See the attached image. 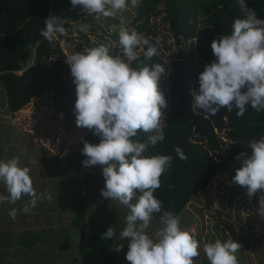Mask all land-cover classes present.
<instances>
[{"label":"clouds","instance_id":"obj_1","mask_svg":"<svg viewBox=\"0 0 264 264\" xmlns=\"http://www.w3.org/2000/svg\"><path fill=\"white\" fill-rule=\"evenodd\" d=\"M240 15L233 18L231 29L211 41L215 59L203 66L198 74V89H191L193 113L215 116L221 107L235 110L242 116L247 107L264 112V19L258 18L247 0H234ZM72 7L95 21L116 17L137 6L138 0H70ZM77 20L72 27L87 32L89 25ZM66 32L65 21L49 15L39 29V35L52 42ZM122 52L113 55L111 42L86 46L66 56L72 83L75 85L73 112L77 127L87 128L100 137L98 143L83 140L81 153L85 167L101 166L104 187L101 195L127 206L121 239L128 237L125 259L130 264H194L201 242L187 228L181 217L171 209H162V201L154 195L160 187L161 175L171 166L168 154H148L150 147L165 139L162 109L167 100L160 88L165 68L161 63H145L157 54L156 44L135 29L123 26L118 31ZM158 43V42H157ZM146 46V47H145ZM143 48L144 60H137V49ZM137 61L133 67L131 62ZM61 118L63 113L60 114ZM144 133L139 139V133ZM83 139V138H82ZM246 145L251 154L240 152L235 159L241 166L235 169L232 181L246 187L251 198L258 195L260 217H264V135L250 139ZM178 158L187 159L185 152L174 147ZM34 163V161H33ZM0 184L6 195L0 193V203L15 204L22 196L29 199L20 209L29 212L39 200H51L47 192L37 193L33 187L30 168L22 165L18 156L0 159ZM159 213L160 227L152 234L149 228L153 214ZM9 216L16 219L17 209ZM113 226L101 233L111 239ZM122 247V245H121ZM121 247L116 248L117 251ZM240 244L231 236L203 242L202 251L209 264H238L236 252Z\"/></svg>","mask_w":264,"mask_h":264},{"label":"trees","instance_id":"obj_2","mask_svg":"<svg viewBox=\"0 0 264 264\" xmlns=\"http://www.w3.org/2000/svg\"><path fill=\"white\" fill-rule=\"evenodd\" d=\"M247 6L255 10L258 18L264 19V0H247ZM83 14L79 6L72 7L70 0H0V46L12 45L16 53L20 51L12 62L0 52V82L6 90L11 112L51 92L57 103L65 105L62 113L75 120V85L66 63L67 54L58 39L63 35L48 42L39 35V29L49 15L63 18L67 31L71 30L73 21H95ZM240 14L234 0H140L134 17L126 24L129 31L135 29L156 44L157 54L145 63H161L167 75L159 85L167 100V107L162 109L165 139L150 147L148 154L171 155V166L161 175L160 187L154 195L162 201V209H171L179 216L238 153L250 148L246 145L250 139L264 135V112L258 113L251 107L242 116H236L235 110L229 112L223 106L213 117L203 112L193 113L191 108L190 90L198 89V74L204 64L215 59L211 41L227 34L233 18ZM90 27L93 34L104 38L97 34V26ZM112 35L118 41V31ZM86 40L94 44L89 37ZM78 47L77 51H83ZM24 50L30 55H25ZM143 50L137 49V60H144ZM120 51L118 43L111 53L116 55ZM131 64L136 67L137 61ZM144 136L141 132L138 138ZM83 140L98 143L100 137L87 129L65 158L67 165L85 167L82 161L86 157L81 153ZM177 145L187 159L178 158L174 151ZM88 169L101 170V166ZM81 205L68 223L53 229L51 242L88 260L112 248L121 226L109 215L95 214L86 219L85 212L80 213L86 210ZM159 215L154 213L153 217L159 220ZM109 226H113L115 235L111 239L101 238ZM38 247L37 253L43 252L42 246ZM70 262L71 258L65 260L67 264ZM100 262L103 261L100 259Z\"/></svg>","mask_w":264,"mask_h":264},{"label":"rangeland","instance_id":"obj_3","mask_svg":"<svg viewBox=\"0 0 264 264\" xmlns=\"http://www.w3.org/2000/svg\"><path fill=\"white\" fill-rule=\"evenodd\" d=\"M136 8L137 6L129 8L116 17L102 18V22H85L89 25L86 33L73 27L70 31L66 29L62 37L58 36L62 48L67 55L79 50L78 46L84 49L92 45L86 40V37H89L94 44L111 42L112 52L118 45L112 34L119 31L121 20L123 26L127 27L126 24L134 17ZM83 17H87L85 13ZM90 26H97V34L103 35L104 38L100 39L93 34ZM161 29L165 30L164 26H161ZM15 50L12 45L0 46V52L6 56L8 62L19 57L20 51L16 53ZM173 52L174 50L168 54L169 58ZM23 53L30 55L28 50H24ZM121 53L120 51L119 54ZM7 105L6 90L0 82V159L18 156L21 164L30 168V175L36 176L37 179L32 181L37 193L51 194L52 199L39 200L37 208H41L42 212L43 209L53 211L55 223L58 224L55 227H59L68 223V220L78 212H76L78 205L82 204L86 210H81L80 213L85 212L86 219L93 218L95 214L109 215V218L115 219L122 229L129 209L118 201H110L101 195V189L104 187L102 171L70 166L65 162L68 153L87 128L77 127L75 120L64 114L61 118L60 114L65 105L57 103L51 92L33 99L15 113L11 112ZM251 151L249 148L245 153L250 155ZM240 166L241 161L233 159L209 186L187 204L180 215L182 227L196 234L198 241L201 242L199 255L193 257L194 264H209L202 251L203 242L216 238L224 240L229 236L240 244L236 252L238 264H264V217H260L256 211L259 193L249 198L246 187L232 181L235 169ZM42 212L37 215H41ZM41 219L40 216L39 223ZM159 227V220L152 217L147 231L152 234ZM52 238L53 235L49 240H44L45 248L41 247L43 252L31 253L29 261L19 264H67L65 260L69 258L72 260L69 264H130L125 259L130 239L128 237L121 239L118 236L109 251L88 260L74 251L56 247L51 242ZM118 247H121L119 251L116 250ZM38 248L31 246L28 250L37 252ZM100 259L103 262H100Z\"/></svg>","mask_w":264,"mask_h":264},{"label":"crops","instance_id":"obj_4","mask_svg":"<svg viewBox=\"0 0 264 264\" xmlns=\"http://www.w3.org/2000/svg\"><path fill=\"white\" fill-rule=\"evenodd\" d=\"M30 176L32 177V175ZM32 179L37 178L34 175ZM0 193L6 195L2 184H0ZM27 199L26 196H22L15 204H10L7 201L0 203V264H19L29 261L31 253L37 252L28 250V248H31V246H44L45 248L46 242L44 240H49L53 235V229L58 226L51 210L45 211L43 209L42 212L41 208L36 206L29 212L20 211ZM11 208L17 209L15 220H12L8 214ZM39 212H42V214L38 216ZM47 215H50V217ZM40 216L42 219L39 223Z\"/></svg>","mask_w":264,"mask_h":264}]
</instances>
